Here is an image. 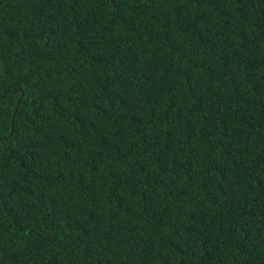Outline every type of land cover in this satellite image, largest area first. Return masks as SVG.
Returning <instances> with one entry per match:
<instances>
[{"label": "trees", "instance_id": "trees-1", "mask_svg": "<svg viewBox=\"0 0 264 264\" xmlns=\"http://www.w3.org/2000/svg\"><path fill=\"white\" fill-rule=\"evenodd\" d=\"M2 94L0 264H264V0H0Z\"/></svg>", "mask_w": 264, "mask_h": 264}, {"label": "water", "instance_id": "water-1", "mask_svg": "<svg viewBox=\"0 0 264 264\" xmlns=\"http://www.w3.org/2000/svg\"><path fill=\"white\" fill-rule=\"evenodd\" d=\"M22 95V92L20 93V96ZM3 96V94L0 96V97H2ZM19 99H20V97L18 98V100H17V102H16V106H17V104H18V102H19ZM16 106H15V108H16ZM10 129H12V127L10 128Z\"/></svg>", "mask_w": 264, "mask_h": 264}]
</instances>
